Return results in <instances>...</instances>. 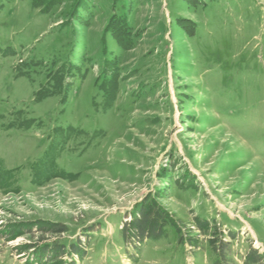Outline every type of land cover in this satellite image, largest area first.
I'll return each instance as SVG.
<instances>
[{"label":"rangeland","instance_id":"obj_1","mask_svg":"<svg viewBox=\"0 0 264 264\" xmlns=\"http://www.w3.org/2000/svg\"><path fill=\"white\" fill-rule=\"evenodd\" d=\"M146 201L170 223L139 243ZM57 242L264 264V0H0V264Z\"/></svg>","mask_w":264,"mask_h":264},{"label":"trees","instance_id":"obj_2","mask_svg":"<svg viewBox=\"0 0 264 264\" xmlns=\"http://www.w3.org/2000/svg\"><path fill=\"white\" fill-rule=\"evenodd\" d=\"M170 220L167 214H165L153 201H146L145 205L140 209V216L135 219L133 227L136 231V236L138 242L142 243L146 238H159L163 235L165 227L169 226ZM209 222L199 221V227L204 229L205 226L209 228ZM42 231L55 233L57 235L63 234L68 231V228L61 224H46L40 226ZM215 241L212 244L215 245ZM223 244V243H222ZM225 244V243H224ZM223 244V245H224ZM226 245V244H225ZM78 245H72V251H78ZM67 243L57 242L55 244L49 245L43 249V253H48V259L44 264H62L61 257L68 253ZM84 251L81 252V256L84 255ZM263 259L262 254L256 248H251L245 256L246 264H257ZM71 264H75L74 262Z\"/></svg>","mask_w":264,"mask_h":264}]
</instances>
